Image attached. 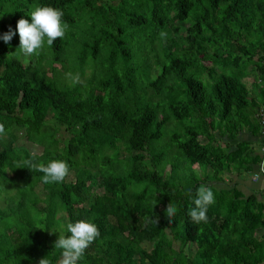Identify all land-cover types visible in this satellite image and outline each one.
Returning a JSON list of instances; mask_svg holds the SVG:
<instances>
[{
	"label": "trees",
	"instance_id": "obj_1",
	"mask_svg": "<svg viewBox=\"0 0 264 264\" xmlns=\"http://www.w3.org/2000/svg\"><path fill=\"white\" fill-rule=\"evenodd\" d=\"M43 6L61 9L69 28L25 56L17 21L31 23ZM81 21L88 28L73 43ZM9 27L16 35L0 39V177L11 201L0 208V264H59L55 242L80 220L100 235L77 264H264V197L212 183L260 159L239 160L245 147L230 141L264 103V0H0V37ZM204 73L216 75L205 84ZM171 119L186 121L184 139H172L191 171L179 179L184 163L155 153ZM25 141L41 147L35 162L64 160L69 176L43 183L23 164L33 156ZM200 185L216 202L196 224L188 213Z\"/></svg>",
	"mask_w": 264,
	"mask_h": 264
},
{
	"label": "clouds",
	"instance_id": "obj_2",
	"mask_svg": "<svg viewBox=\"0 0 264 264\" xmlns=\"http://www.w3.org/2000/svg\"><path fill=\"white\" fill-rule=\"evenodd\" d=\"M30 16L31 23L23 18L17 21L16 30L20 40L19 49L25 56H39L45 43L48 47H51L58 38L63 39L65 37L69 25L63 20V11L51 6L36 7ZM15 35L16 32L9 27V30L0 39L8 44ZM66 77L71 80L73 86L82 83L79 73L74 75L69 72ZM7 134L8 130L5 125L0 123V139L7 136ZM23 164L27 165V168L32 171L43 173L41 180L45 184L61 183L70 174V166L66 161L52 160L45 165L43 162H35L34 153L32 158L24 160ZM261 167L264 170V165ZM16 168H21L19 162H17ZM215 202V195L211 187L200 185L196 190L195 207L189 211L188 215L196 224L207 223V212ZM156 204L157 201H154L153 208ZM176 211L173 203L166 207L165 214L169 222L175 216ZM154 222L157 224L158 219H155ZM66 228L71 235H59L54 245L55 248L62 250V259L59 264H77L83 257L85 250L99 237L100 233L94 223L84 220L68 223ZM39 264H50V261L45 257L39 261Z\"/></svg>",
	"mask_w": 264,
	"mask_h": 264
},
{
	"label": "crops",
	"instance_id": "obj_3",
	"mask_svg": "<svg viewBox=\"0 0 264 264\" xmlns=\"http://www.w3.org/2000/svg\"><path fill=\"white\" fill-rule=\"evenodd\" d=\"M247 79V78H246ZM245 83V82H244ZM248 88H250L251 80L247 79L246 83ZM249 98H253V93L250 90ZM258 106H255L252 116L247 123H245L237 137L231 140V149L234 150L239 143L241 148L245 147L239 156L240 160L243 157L244 152H249L254 156L260 157V149L264 146V135L260 132V127L258 120L256 118V111L259 107L264 108V103L256 101ZM249 169H235L232 168L230 171L224 172L221 177L212 183L215 184L217 189H229L235 187L243 195H249L251 193L257 194L259 197H264V174H259L257 178H253V174L258 170V162H248Z\"/></svg>",
	"mask_w": 264,
	"mask_h": 264
},
{
	"label": "rangeland",
	"instance_id": "obj_4",
	"mask_svg": "<svg viewBox=\"0 0 264 264\" xmlns=\"http://www.w3.org/2000/svg\"><path fill=\"white\" fill-rule=\"evenodd\" d=\"M31 6L33 7V5L31 4ZM85 21V20H84ZM84 21L79 22V24H77V26L71 28L69 31L71 34H73V36H71V42L76 43V39H80L79 34L80 31L83 29L88 28V23H84ZM70 38V36L68 37ZM79 47V45H75L74 48L75 50ZM72 50V53L74 54L76 51ZM58 66V65H57ZM90 70L87 69L86 70V74L84 76V79L88 76ZM215 73H212V75H208L207 73H204L202 75H200V79L206 84L209 82H212L211 80L215 77ZM83 79V81H84ZM243 81L246 83L247 79L244 78ZM66 83H70L69 80L66 81ZM163 104H167V103H163ZM186 121L184 122H179L175 119H171L169 122H167L161 129L162 131V135L159 139L155 140V153L158 152H163L165 154V160L163 161V163L167 160L170 162H174V163H178L179 165L182 164L180 167L178 168L174 173L175 178L179 179V177H184L190 174L191 171H189L190 169L186 168V163H185V159L178 155L177 153V149L174 152L172 151V148H176L175 147V143L173 142V135L174 134H179L180 135V139H184L183 136V127L182 125L185 124ZM24 147H26L29 151L33 152V153H38L41 151V147L31 143V142H24ZM167 169H169V166L167 165ZM205 172H195V180L197 179L198 181H201L203 179V177L205 175H203ZM210 169L207 168L206 169V173L208 176L210 175ZM0 208H2L5 205V200H9L8 198H5L7 192H8V188L10 185L9 182L10 180L8 179H3V177H0ZM7 186V187H6ZM7 188V189H6ZM39 189V188H38ZM13 193V191L11 192ZM13 200L15 201L16 199L13 198ZM11 201V200H9ZM5 207H3L4 209ZM174 247L177 246V242L174 241L173 242Z\"/></svg>",
	"mask_w": 264,
	"mask_h": 264
},
{
	"label": "built area",
	"instance_id": "obj_5",
	"mask_svg": "<svg viewBox=\"0 0 264 264\" xmlns=\"http://www.w3.org/2000/svg\"><path fill=\"white\" fill-rule=\"evenodd\" d=\"M256 118L259 123L260 132L264 135V108L259 107L256 111ZM262 165H264V146L260 149V159L258 162V170L253 174V178H257L259 174H264V170H262Z\"/></svg>",
	"mask_w": 264,
	"mask_h": 264
}]
</instances>
